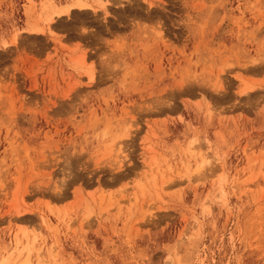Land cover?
Here are the masks:
<instances>
[{"label":"rangeland","instance_id":"rangeland-1","mask_svg":"<svg viewBox=\"0 0 264 264\" xmlns=\"http://www.w3.org/2000/svg\"><path fill=\"white\" fill-rule=\"evenodd\" d=\"M73 1L0 0V262L264 264V0Z\"/></svg>","mask_w":264,"mask_h":264},{"label":"bare ground","instance_id":"bare-ground-1","mask_svg":"<svg viewBox=\"0 0 264 264\" xmlns=\"http://www.w3.org/2000/svg\"><path fill=\"white\" fill-rule=\"evenodd\" d=\"M90 5H88L85 1L83 0H74L73 3L71 4H66V5H62L60 6L57 10H55L52 14L55 15V17H49L47 20H52V19H56V18H60L61 16H66L67 14H69L72 10L74 9H84V8H89ZM39 31V29H34V32H37ZM7 47V46H5ZM22 236L25 238V239H28L26 238L25 234L22 233ZM19 244V239L16 238V241H15V246L17 247ZM31 244V243H30ZM15 247V248H16ZM22 251L26 252V257L21 259V253H19V255L17 254V257L15 259V261L12 263L13 264H31L30 261H29V254H30V251H31V245L27 244L25 245V247L22 248ZM32 253V252H31ZM11 257V256H10ZM6 258V257H5ZM9 259V258H8ZM7 262H0V264H6Z\"/></svg>","mask_w":264,"mask_h":264}]
</instances>
